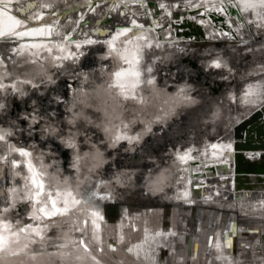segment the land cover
<instances>
[{"label":"bare ground","instance_id":"obj_1","mask_svg":"<svg viewBox=\"0 0 264 264\" xmlns=\"http://www.w3.org/2000/svg\"><path fill=\"white\" fill-rule=\"evenodd\" d=\"M13 1L0 0V53L12 45L10 35L21 42L6 52L10 70L8 57L0 59L1 76L18 74L13 82H0L5 112L0 121L16 109L23 113L9 122L8 129L19 128L13 137L0 130V187L7 186L2 192L8 199L0 202L5 213L0 250L20 227L9 229L8 221L18 207L25 213L34 206L38 220L28 227L43 235L54 227L55 220L47 218L63 221L53 234L60 239L44 237L41 248L0 264H264V169L248 168L250 163L264 168V147L238 150L244 155V179L235 187L231 137L234 125L264 103V0H30L23 5L34 14L19 21L9 11ZM84 19L94 20L98 30L107 20H116L119 28L98 44L74 36L63 40ZM66 58H71L69 70L62 63ZM103 66H111L105 74ZM199 71L222 83L218 97L193 84ZM72 77L80 83L68 91L64 79ZM44 99L48 104L42 107ZM28 106L34 107L29 114ZM136 123L134 134L129 130ZM182 134L191 144L187 150L179 143L172 147ZM200 134L202 146L196 142ZM20 140L32 143L26 163L31 176L19 165L22 156L12 153L11 144ZM127 155L132 162L123 166L120 156ZM35 156L50 161L54 173L46 174ZM50 178H59L60 186ZM73 178L80 184L97 179L101 185L84 197L78 191L76 200L105 202L115 214L123 198L115 202L111 190L120 197L130 192L126 197L136 196L140 206L111 234L96 227L97 221L88 223V210L64 223L67 209L55 216L46 202L42 211L48 217H40L36 200L42 196L34 193L46 183V189L63 195L59 190L68 189ZM255 192L257 198H251ZM152 214L159 224L149 221ZM132 221L139 224L135 238L129 235ZM80 238L87 250H79ZM200 238L208 243L204 252L198 250Z\"/></svg>","mask_w":264,"mask_h":264},{"label":"water","instance_id":"obj_2","mask_svg":"<svg viewBox=\"0 0 264 264\" xmlns=\"http://www.w3.org/2000/svg\"><path fill=\"white\" fill-rule=\"evenodd\" d=\"M29 1L30 0H15L11 3V7L9 8V11H10V13H12V16L15 17L16 20L19 21L20 18H22V17L25 18V17H28V16L34 14L33 8L32 9L30 8L27 10V8L24 7L25 5H23L24 2L27 4V3H29ZM24 9H26V10L24 11ZM119 16H122V14H119ZM117 18H119V17H117ZM94 23H95L94 20H91V19L85 20L84 19L80 25H74L69 30V32L67 33L68 37H66L65 39L63 38V40H66L67 38L74 36L73 40H78L80 38H82V39L84 38L87 41L94 40L93 42H96L98 44V42H103V40H101L102 38L106 39V40L111 38V36L113 34V30L119 28L116 25V24H118L116 20L113 22H109V20L104 21L103 22L104 25L100 26L101 30H98L95 26H93ZM10 26H11V24H10ZM80 31H87L88 33L83 34V35H79ZM89 34H91V35H89ZM10 36H11V38H9V39H12V42H13V43L11 42L12 45L11 46L9 45V47L4 48L0 53V59L8 57V70H10L12 62L9 61L10 57L7 56L8 53H6V52H10V50L15 49L16 47L20 48L19 46L21 45V42L19 40H17L18 38L15 35H13V36L10 35ZM52 36H55V35H51V37ZM217 49H219L218 51H219V53H221L220 48H217ZM82 56H84V53L81 54V57ZM67 58L64 60L65 62L63 61L62 63H64L63 65L67 66L66 70H69V69H71V65H70L71 58L68 60H67ZM62 63H59V65H61ZM68 63H69V66L67 65ZM82 65L90 68V65H88L86 63H80L79 62V66H82ZM110 67L109 66H103L102 70H103L104 74L110 69ZM94 68H92V71L95 70ZM81 71H83V68H81ZM70 74H73V73H70ZM17 75H15V73H12L11 71L8 72L7 76H1L0 75V82H3V81L13 82ZM64 80H65L64 81V85H65L64 89H66L68 91L71 90V88L73 86V82H74V84H77V86L80 83L79 79H74L73 77L72 78H65ZM101 82H100V78H98L97 83H101ZM10 90H13L12 87L10 88ZM0 91H1V88H0ZM2 94H4V93L2 92ZM0 107H3V102L1 100V96H0ZM0 111L2 114H5V112L2 111L1 108H0ZM14 119H15L14 117L8 118V116H7L4 119V121H0V130L2 131L4 129H7L6 131L8 132L10 137H13L15 135L14 131L16 129H19V128H15V127H14L15 129H8V127L13 128L9 122H12V121L15 122ZM139 125H140L139 123L134 124L133 126L130 127L129 131H131V132L134 131L133 133L135 134L136 130L137 131L139 130ZM232 134L233 135L231 137L233 139V149H234L233 153H236L235 155H233V159H232V161L234 160V164H233L234 166L233 167L235 170V175H234V179H233L232 183H234L235 187H237V186L241 185V183L243 182V179H244V177H241V173H243L241 171H242V169H244V167L242 166L243 161H244V155L242 156L241 153L238 152V150L239 149L246 150V149H254V148L264 147V103L261 106L252 110L251 112H249L248 115L244 116L241 120H239L234 125ZM207 136L209 137V134H207ZM199 137H198V139H196V142H197V144L202 146L203 142L205 141L204 140L205 138L203 139L204 135L201 138H199ZM188 140H189L188 138L185 139L184 137L176 139L174 141L172 147H174V146L176 147V144L179 143V145H177L179 148H182V150H187L191 146V144H190V142H188ZM123 141L126 142L125 140H123ZM10 144H11V142H10ZM13 144H17L18 146L11 144V147L13 146L12 147V151H13L12 153L20 155L23 158V160H22L23 162H20L19 165L23 164L22 169L24 168V169H26V171H29V168H28L26 163L28 161L27 155L31 150L30 147H31L32 143L30 142V143L23 144V142L13 141ZM126 144H127V142H126ZM35 146L38 147L37 144H35ZM125 147H127V146H125ZM36 154H37V156H39L38 155L39 151L37 149H36ZM69 154L72 156L71 153H69ZM36 158H37L38 162L42 163V167H44L46 174L49 172L52 174L53 170L50 169L52 166L48 164L50 161L39 160L40 159L39 157H36ZM51 162H52V160H51ZM63 162H64V160H63ZM63 166H64V164H63ZM45 167H48V168H45ZM55 167L63 169V167H59V166H55ZM248 168H249V170L264 169L263 166L259 167V166L254 165V163L248 164ZM24 169H23V171H25ZM217 170L219 172H222L224 170V166L223 165L218 166ZM28 174L31 176L30 171ZM144 178H146V175L144 176ZM50 179H51V182H53V184H55L54 182H56V184L59 185V182H60L59 178H50ZM43 182H46V181H43ZM79 182L80 181L78 179L73 178V180L70 181L68 189L65 190L62 188L61 190H59L60 192H62V191L65 192V193L62 192V193H64L63 195H59L60 193L56 192L54 189H46V183H43L44 189H40L39 191L34 193L35 195L42 196V198H39L36 200V203L40 204L38 209H37L39 212V215H41L40 217L45 216L44 212L42 210H45V209H43V207L46 204V202H49L51 208L56 210L54 213L55 216L58 214V212L61 211V213H62L65 211V209H67V212L70 215V217L64 223H70L71 218L75 217L78 214V212H80L82 209L85 211L88 210L87 211L88 212L87 215H89L88 223H90L93 226L94 221H97V224L95 223L96 227H98L100 229L101 228L104 229L103 233L108 232L111 234L113 226L114 225L117 226V223L119 220H120V222L122 220H123V222H126L129 218L128 214L131 211H133L132 209H134V208L138 209V207L140 206L141 202L139 201V199H137L136 196H134L133 201H132V198L129 197L130 198L129 199L126 197V196L130 195V192H125L123 194V197L122 196L120 197V196H116L113 193V191H111V190L109 192H110V196L112 197L111 198L112 200L117 202L123 198V202H121V204L119 205L120 210L117 211L115 214L110 213V211L108 209V204L105 202H101V203L95 202L94 203V202H90L89 200L88 201H85L82 199L76 200L75 197L78 196V191L81 195H83L82 197H84L86 195H89L90 193H95V189L100 188V186H101L97 179L90 181V182H85V183L83 182L82 184H80L81 182L80 183ZM81 185H83V188L81 187ZM6 187H3V188L0 187V202L1 203H5L6 201L8 202L7 194H3V192H2L3 189L7 190ZM107 187H108V189H112V185L107 186ZM143 187H145V186H143ZM192 187L194 188V186H192ZM226 191L228 192L229 190H226ZM74 194H76L75 197L73 196ZM195 195H197V194L194 193L193 196H195ZM230 195L231 194H229V195L227 194L225 198L229 197ZM257 195H258L257 192H255L253 194H250V197L251 198H253V197L257 198ZM73 198H74V201H72ZM77 201L80 204L82 203L83 206H77V204H78ZM80 201H82V202H80ZM41 204H43V205H41ZM34 211H35V208L32 205V207L27 208L25 213L23 210V212H22L23 214L21 216H18V214H16L15 211H13L11 217L8 218L9 219L8 221H11V223H12V226H9V229H11L12 227L15 228L16 225L17 226L20 225V227H17L15 229L16 231L14 232V234H12L11 237L13 238V240L11 239V237L8 240V243L10 242V244L5 245L1 248V250H0V262L6 261V260L7 261L8 260L14 261L15 258H17L19 255H21L20 253L25 254V251L27 249L32 250V249H34V247H40L41 248L40 245H42L44 237H47L46 238L47 240H52V239L56 240V239L61 238V237H59L57 235H53V234L58 231L59 224L62 225V223H61L63 221L61 219L62 216L58 219H54L55 217H49L47 219L45 218L46 220H53V221L55 220V221H54V225H53L54 227H52L50 230L47 231V233H46L47 235L46 234L43 235V234L39 233V231H37L36 227L35 228H29L28 227V224L33 223V222L38 220V218H35L36 214H33ZM149 211H151V210H149ZM1 212H2V207L0 204V214H1ZM4 214L5 213H2L1 215L3 216ZM80 214H81V212H80ZM69 215H66V216H69ZM45 217H48V216H45ZM24 218L28 219L29 221L24 222ZM157 218L158 217L156 215H153L149 221L150 222L155 221L156 224H159L160 221H158ZM81 223H82V225H83V223H85L83 219L81 220ZM36 224H39V223L36 222ZM130 224L132 227L130 226L131 229L129 230V232H130L129 235L131 238H135L134 235L138 231L137 226L139 227V224L137 222H133V221ZM136 235H138V234H136ZM230 237H231V235H230ZM63 239H64V237L62 238V240ZM66 240L70 243H73V240H70V238H66ZM80 240H81V238L79 239V246L81 245L79 250H87L86 246H84L83 242H81ZM230 243L231 242H229V245H230ZM56 245H59V243H57ZM197 245L199 246L198 250H200L201 252H204V250H205L204 247H206L208 245V243L205 241V239L200 238L199 241L197 242ZM231 245H232V243H231ZM184 250H185V248L182 249V251H181L182 254H183ZM189 252L192 253L193 251L190 250ZM186 255H188V254H186ZM88 258L91 260H94V261L96 260L92 256H89Z\"/></svg>","mask_w":264,"mask_h":264},{"label":"rangeland","instance_id":"obj_3","mask_svg":"<svg viewBox=\"0 0 264 264\" xmlns=\"http://www.w3.org/2000/svg\"><path fill=\"white\" fill-rule=\"evenodd\" d=\"M17 25H18V23L16 22L15 24H14V27H17ZM182 63H184V62H182ZM199 65H201V61L199 62ZM189 69H193V67L192 66H189ZM200 70H201V68H200ZM201 71H199V72H196L195 74H194V77H193V84H196V88H200L202 91H205L206 93H207V95L208 96H216V97H218V94L224 89V86L222 85V83L221 82H218V83H213V82H211L209 79H207V77H204L203 75H202V73H200ZM215 79H219V76L218 77H216ZM73 84H74V82H73ZM65 85L63 84V87H64ZM224 95V94H223ZM51 98H58V97H56L55 95H52L51 96ZM59 100V99H58ZM20 102L17 100L16 102H15V105H13V109H15V108H17V106L16 105H18ZM48 104V101L47 100H43L41 103H40V106H42V107H44V106H46ZM28 109H24V111L25 110H27L26 112L28 113H31L33 110H31L32 108H34V107H30V106H28L27 107ZM0 113H1V111H0ZM15 113V114H14ZM22 113L23 112H21V110H19V109H16L15 110V112H12L11 114H10V117H14L15 119L14 120H19L20 119V116L22 115ZM28 113V114H29ZM41 113H42V111H41ZM9 115V114H8ZM24 121H23V125L21 126V129L22 128H24ZM182 128H184L183 130V132H185V131H187V129H188V125L186 124V120H182V121H180V124H179ZM187 128V129H186ZM39 129V128H38ZM157 133H159V134H161L162 133V130H158L157 131ZM165 134V132L164 133H162V135H164ZM189 135H190V132L188 133ZM187 134V135H188ZM185 135H183L182 134V136H180V138H183ZM200 136V137H199ZM203 135L202 134H200V135H198V137L199 138H201ZM58 139H59V137H57ZM163 139L165 140V143H167V142H169L167 139H168V137H163ZM19 142H22V140H20ZM147 142V144H151V142H152V140L151 139H149V140H147L146 141ZM47 144L48 143H46L45 145L47 146ZM51 145V144H50ZM51 147L54 149L55 148V146L54 145H51ZM150 150H148V149H146V152H149ZM133 154H135V153H133ZM148 159H153L154 157H151V156H149V157H147ZM120 160H121V165H126V164H131V162H132V160L130 159V157H129V155H127V156H120ZM69 160H67V162H68ZM67 165V164H66ZM116 167V166H115ZM115 167H113L114 169H112L111 170V172L110 173H112V172H115L116 171V169L117 168H115ZM145 176V174L143 173V174H141V176ZM109 176V175H108ZM23 210H22V208H16V210H15V213L16 214H18V216H21L23 213Z\"/></svg>","mask_w":264,"mask_h":264}]
</instances>
